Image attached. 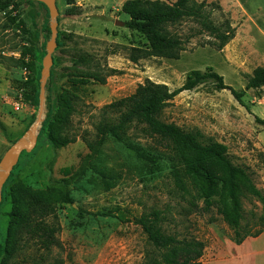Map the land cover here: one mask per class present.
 <instances>
[{"label": "rangeland", "instance_id": "374dc122", "mask_svg": "<svg viewBox=\"0 0 264 264\" xmlns=\"http://www.w3.org/2000/svg\"><path fill=\"white\" fill-rule=\"evenodd\" d=\"M206 1L223 7L209 6L216 23L230 17L236 29L222 49L185 20L170 27L185 40L178 58L134 61L131 47H147L148 41L126 27V0H56L57 46L45 84L43 120L33 148L22 152L3 186L0 264H149L154 246L135 219L153 209L161 211L167 232L205 243L201 264H234L242 244L235 243L233 229L218 212L228 204L222 167L195 162L172 143L139 128L132 130V140L151 159L110 136L98 153L87 142L96 138L106 104L148 81L173 90L193 70L212 68L228 85L245 89V105L229 89L208 80L175 96L160 118L227 145L232 162L246 167L264 193V125L255 118H264V87L246 89L254 69L264 65V0ZM51 34L45 3L0 0V162L16 142L31 138ZM110 69L116 71L111 74ZM67 92L73 95L72 110L64 106ZM50 135L71 140L55 146ZM209 169L222 178L212 196L216 204L207 208L202 193L209 186ZM12 191L28 195L20 216L13 215ZM241 201L242 222L254 231L264 204L249 193ZM26 217L33 226L53 229L49 247L34 236Z\"/></svg>", "mask_w": 264, "mask_h": 264}, {"label": "trees", "instance_id": "16d2710c", "mask_svg": "<svg viewBox=\"0 0 264 264\" xmlns=\"http://www.w3.org/2000/svg\"><path fill=\"white\" fill-rule=\"evenodd\" d=\"M74 3L75 0H68ZM215 5L223 11L219 3H208L206 0H126L123 6L124 12L129 15L126 27L143 34L147 41V47H131L130 57L134 61L148 57L178 58L184 48L185 40L170 27L182 24L185 20H191L199 32L206 33L213 38L211 43L218 49H222L235 36L236 29L232 26L230 17L223 22L216 23L209 6ZM24 67L31 68L27 61L22 60ZM31 70V69H30ZM110 69V73L115 72ZM212 80L220 89H229L237 100L245 105L243 96L245 89H236L228 85L223 75L210 68L208 71L193 70L186 81L175 89H171L165 83L148 81L140 86L133 94L106 104L102 108V119L96 127V138L87 140L92 153L100 152L107 136L122 143L127 148L133 149L138 156L151 159L152 156L143 151V148L135 143L132 130L139 128L144 134L157 137L172 143L177 151L190 155L195 162H205L220 166L224 171L227 186V201L218 208V212L233 229V240L241 244L249 237H257L264 231V215L260 216L259 227L252 231L248 224H243V206L241 197L246 193L257 197L264 204V193L253 181L246 167L235 165L228 155L227 145L206 141L199 130L185 131L174 122H166L160 118V113L168 105L170 100L185 90H192L199 84ZM264 87V65L258 66L249 76L246 89L260 90ZM38 92V90L36 89ZM72 97L66 93L63 97L64 106L72 110ZM116 114V115H114ZM256 121L264 125V118L256 116ZM55 146H62L71 139L49 136ZM209 186L202 193L207 208L216 204L212 199L213 193L219 185L222 175L209 169ZM177 175L180 176L179 170ZM13 203V215L20 216L21 208L28 200L26 193L12 191L10 193ZM149 242L154 246V251L148 254L149 264H201L199 261L203 254L205 243L196 239L182 238L167 232L163 227L164 217L161 211L153 209L145 211L135 219ZM26 223L30 226L34 236H37L45 246H50L52 228L47 225L37 224L33 226L26 217ZM26 224V225H27ZM0 246V254L3 253Z\"/></svg>", "mask_w": 264, "mask_h": 264}, {"label": "water", "instance_id": "95a60500", "mask_svg": "<svg viewBox=\"0 0 264 264\" xmlns=\"http://www.w3.org/2000/svg\"><path fill=\"white\" fill-rule=\"evenodd\" d=\"M45 3L50 11L51 16V39L48 42L47 50L48 53L43 60V78L41 84V93H40V109L37 121L32 129L30 140L23 138L20 141L16 142L13 146L9 148V150L4 155L3 159L0 162V203L2 201V191L3 186L6 183L8 177L10 176L12 170L15 165L18 163L20 155L25 150H31L35 143L36 134L39 126L42 123L43 115H44V103H45V84L50 75V69L53 64V52L57 46V35H58V7L56 0H37Z\"/></svg>", "mask_w": 264, "mask_h": 264}, {"label": "crops", "instance_id": "0c3cea01", "mask_svg": "<svg viewBox=\"0 0 264 264\" xmlns=\"http://www.w3.org/2000/svg\"><path fill=\"white\" fill-rule=\"evenodd\" d=\"M241 244L240 255L234 259V264H264V231L257 237H247Z\"/></svg>", "mask_w": 264, "mask_h": 264}]
</instances>
